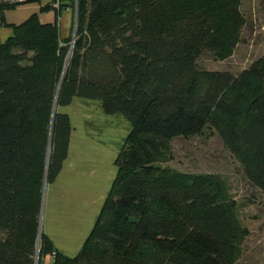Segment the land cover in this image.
Listing matches in <instances>:
<instances>
[{
  "label": "trees",
  "instance_id": "trees-1",
  "mask_svg": "<svg viewBox=\"0 0 264 264\" xmlns=\"http://www.w3.org/2000/svg\"><path fill=\"white\" fill-rule=\"evenodd\" d=\"M39 1L0 0V26L6 9ZM56 2L76 14L74 38L33 14L0 42V264H46L47 254L52 264H243L245 232L222 178L164 165L174 138L211 127L264 192V52L237 74L197 66L204 52L232 55L242 0ZM75 96L121 114L130 131L94 226L68 256L38 233L44 180L70 140L57 108Z\"/></svg>",
  "mask_w": 264,
  "mask_h": 264
},
{
  "label": "rangeland",
  "instance_id": "rangeland-1",
  "mask_svg": "<svg viewBox=\"0 0 264 264\" xmlns=\"http://www.w3.org/2000/svg\"><path fill=\"white\" fill-rule=\"evenodd\" d=\"M240 11L245 25L232 55L220 59L204 52L197 61L200 69L237 74L263 54L264 0H242ZM63 18L61 21H68ZM57 109L69 116L70 140L57 177L42 191L38 240L40 231L53 225L56 233H62L58 235L60 247H54L73 256L81 249L104 203L116 174L114 160L130 124L121 114H106L101 102L94 99L75 96ZM170 145L171 159L165 166L194 176L215 174L222 178L245 232L239 261L264 264V192L248 182L217 132L206 127L199 135L174 138ZM44 259L52 264L49 254Z\"/></svg>",
  "mask_w": 264,
  "mask_h": 264
},
{
  "label": "crops",
  "instance_id": "crops-1",
  "mask_svg": "<svg viewBox=\"0 0 264 264\" xmlns=\"http://www.w3.org/2000/svg\"><path fill=\"white\" fill-rule=\"evenodd\" d=\"M44 5H47L48 8L41 10V6ZM69 11L71 12V15H66V12ZM33 14L37 16L39 22L41 23H58L59 34L62 39L69 37L72 34V22L75 15L72 8L66 6L62 9H59L57 7L56 0H40L39 2L21 3L4 11L3 17L5 25L0 26V42L5 41L13 34L12 25L15 26L21 24ZM61 18H68V21H61ZM43 232L52 240L56 247H60L58 235L62 233H59V231L56 233L53 229V225H47Z\"/></svg>",
  "mask_w": 264,
  "mask_h": 264
},
{
  "label": "water",
  "instance_id": "water-1",
  "mask_svg": "<svg viewBox=\"0 0 264 264\" xmlns=\"http://www.w3.org/2000/svg\"><path fill=\"white\" fill-rule=\"evenodd\" d=\"M74 26H76V14H75V25ZM75 33H76V29L74 28L73 38L75 37ZM65 68H66V65H65ZM55 107H56V104L54 103V107H53L54 110H55ZM45 185H46V180H44V186L43 187H45ZM37 253H38V247H37Z\"/></svg>",
  "mask_w": 264,
  "mask_h": 264
},
{
  "label": "built area",
  "instance_id": "built-area-1",
  "mask_svg": "<svg viewBox=\"0 0 264 264\" xmlns=\"http://www.w3.org/2000/svg\"><path fill=\"white\" fill-rule=\"evenodd\" d=\"M10 1H12V2H17V1H19V0H10Z\"/></svg>",
  "mask_w": 264,
  "mask_h": 264
}]
</instances>
